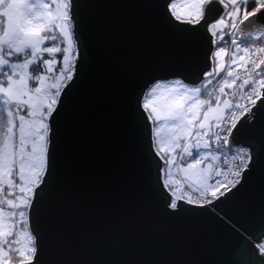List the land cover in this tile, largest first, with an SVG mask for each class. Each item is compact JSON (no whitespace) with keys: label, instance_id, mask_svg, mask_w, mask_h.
Returning <instances> with one entry per match:
<instances>
[{"label":"snow or ice","instance_id":"6c2138e0","mask_svg":"<svg viewBox=\"0 0 264 264\" xmlns=\"http://www.w3.org/2000/svg\"><path fill=\"white\" fill-rule=\"evenodd\" d=\"M99 7L0 0V264H264V0H152L133 15L112 4L105 18ZM202 27L235 46L218 89L225 47L199 72L194 57L174 66L146 51L156 34L194 41ZM85 99L126 109L139 158ZM100 140L105 163L92 156ZM209 215L236 251L153 243L149 224Z\"/></svg>","mask_w":264,"mask_h":264},{"label":"water","instance_id":"95a60500","mask_svg":"<svg viewBox=\"0 0 264 264\" xmlns=\"http://www.w3.org/2000/svg\"><path fill=\"white\" fill-rule=\"evenodd\" d=\"M90 2L100 6L98 12L101 18H105L111 13V9L106 7L108 5H125L127 7L123 9V12L126 15H133L142 12L147 13L149 9L143 6L152 3V0H90ZM222 14V7L216 5L208 22H213ZM211 40V33L207 31L206 27L201 28L196 34L194 41L185 40L178 34H156L148 41L146 51L148 55L154 57L156 60L174 66H180L189 58L194 57L199 72L201 70H210V53L215 51V44L211 43ZM100 51L102 54L103 49L101 48ZM93 57L98 58V52L95 50ZM81 60L87 62L89 57L82 52ZM77 67L79 68V64ZM154 75L169 76L170 74L160 72L154 73ZM73 82L75 83V81ZM138 90L139 85H137ZM84 109L86 115L90 111H97L107 131L117 134L137 158L142 155L146 141H144L142 134L131 124L128 113L122 105L105 102L99 109H95L93 104L85 99ZM106 150L105 143L103 140H100L93 145L92 156L100 163H105ZM146 176L150 184L155 183L156 168L154 163L148 166ZM209 208L213 214L223 217V213L219 209L213 208L211 205ZM148 226L160 237L158 240H153L154 244L160 245L166 243V245L175 251L193 252L202 250L206 246H211L226 256L229 252L236 251L241 244L238 236L215 227L212 223L211 215L200 219L181 217L173 221L149 224ZM143 238L152 239L150 229L144 232ZM63 243L71 247L77 243V239L69 231L65 235Z\"/></svg>","mask_w":264,"mask_h":264},{"label":"trees","instance_id":"16d2710c","mask_svg":"<svg viewBox=\"0 0 264 264\" xmlns=\"http://www.w3.org/2000/svg\"><path fill=\"white\" fill-rule=\"evenodd\" d=\"M238 39H244L242 37H238ZM223 46L226 49L227 55L225 56V66H226V70L225 72L220 74V77H213V83L211 85H209V89L211 90L212 88H217L219 86V80L222 78H226L227 77V68L230 64V56L231 54L235 51V46L231 44V38L229 36H224V39L219 43V44H215V51L218 50V47ZM214 51V52H215ZM218 63V61H217ZM242 71V70H241ZM239 83V81H238ZM230 91V90H229Z\"/></svg>","mask_w":264,"mask_h":264},{"label":"rangeland","instance_id":"374dc122","mask_svg":"<svg viewBox=\"0 0 264 264\" xmlns=\"http://www.w3.org/2000/svg\"><path fill=\"white\" fill-rule=\"evenodd\" d=\"M235 52V51H234ZM218 61V60H217Z\"/></svg>","mask_w":264,"mask_h":264}]
</instances>
